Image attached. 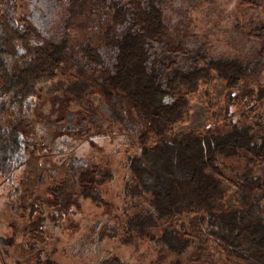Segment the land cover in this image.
I'll use <instances>...</instances> for the list:
<instances>
[{
  "label": "trees",
  "instance_id": "1",
  "mask_svg": "<svg viewBox=\"0 0 264 264\" xmlns=\"http://www.w3.org/2000/svg\"><path fill=\"white\" fill-rule=\"evenodd\" d=\"M92 7L106 26L81 52L102 69L91 80L101 92L99 109L139 139L137 153L127 156L126 191L145 202L124 217L122 242L152 241L159 253L173 256L172 264H264V0H236L230 19L236 44L213 51L182 39L166 41L162 0H67V20ZM26 19L14 0H0V173L24 164L22 125L26 121L34 133L38 124L33 99L60 73L68 75V38L32 43L34 27ZM106 47L113 52L109 59ZM78 76L68 75L63 101L83 100L92 91L90 81ZM215 80L225 90L209 102V130H178L193 96ZM50 101L57 112L56 96ZM85 162L74 157L73 180L49 186L50 200L21 203L31 217L22 230L36 264H60L55 249L38 248L47 227H61L83 199L103 201L100 185L115 173L98 164L83 167ZM111 230L115 235L117 229ZM102 237L86 234L74 248L85 253ZM103 264L129 263L115 254Z\"/></svg>",
  "mask_w": 264,
  "mask_h": 264
},
{
  "label": "rangeland",
  "instance_id": "2",
  "mask_svg": "<svg viewBox=\"0 0 264 264\" xmlns=\"http://www.w3.org/2000/svg\"><path fill=\"white\" fill-rule=\"evenodd\" d=\"M14 1L20 15L27 18L25 23L34 27L32 43L58 42L68 38L69 61L63 70L68 68V75L72 79L81 75L90 81L89 90L92 91L87 92L83 100L67 96L63 101L61 96L69 81L68 75L60 73L48 83L40 98L33 99L38 124L34 133L26 121L22 125L26 140L24 164L0 173V264H36L39 258L35 251L27 247L22 230L31 217L28 210H23L21 203L28 204L42 197L50 200L49 186L63 180H73L76 173V168L72 167L75 156L86 159L83 167L93 164L110 167L115 176L101 183L102 202L83 199L81 210L66 216L61 227L49 226L45 229L44 241H39L38 248L55 249L54 258L60 264H103V260L115 254L129 264H172L173 256L159 253L152 241L137 240L134 244L126 245L120 239L124 217L139 211L145 201L142 195L126 191L129 188L127 156L137 153L136 142L139 139L127 134L121 124L99 109L101 92L93 87L91 80L98 79L102 69L87 60L81 52L82 44L97 40L106 26L105 17L101 18V13L92 7L89 10L85 8L68 21L65 9L67 0ZM212 2L162 0L167 14L165 40L177 42L182 39L189 46L205 45L212 51L218 47L234 46L236 39L231 18L236 0ZM103 51L107 59L113 53L107 47ZM206 84H202L193 96L190 115L178 125V130H209V102L215 103L221 98L225 84L219 80L208 87ZM209 92L211 94H207ZM51 96H56L57 112L50 101ZM95 115H102L101 119L97 120ZM232 159L236 161V158ZM231 188L227 198L229 206L233 203L235 191L234 187ZM33 217L36 218L37 214ZM112 227L117 229L115 235L110 234L113 233ZM101 232L102 240L96 239L91 249L85 253L75 250L74 246L79 247V240L86 234L93 240ZM211 251L217 259L223 258V252L215 244H212Z\"/></svg>",
  "mask_w": 264,
  "mask_h": 264
}]
</instances>
